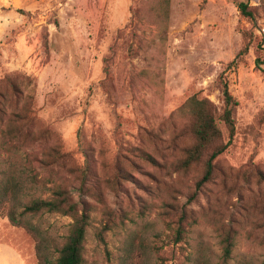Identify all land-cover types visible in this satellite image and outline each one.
<instances>
[{
    "label": "rangeland",
    "instance_id": "obj_1",
    "mask_svg": "<svg viewBox=\"0 0 264 264\" xmlns=\"http://www.w3.org/2000/svg\"><path fill=\"white\" fill-rule=\"evenodd\" d=\"M241 3L254 8V19L241 15ZM258 56L264 0H0V204L9 178L18 183V215L67 189L91 218L86 264H121L130 241L149 244L144 264H196L200 254L224 264L229 232L226 264H263ZM221 76L236 100V132L212 180L198 187L201 165L175 167L193 141L182 106L196 95L220 111ZM55 148L68 156L52 163ZM23 220L36 233L0 215V248L39 264L40 243L54 264L73 220L46 212ZM179 224L183 241L162 247ZM109 225L104 245L98 233Z\"/></svg>",
    "mask_w": 264,
    "mask_h": 264
},
{
    "label": "trees",
    "instance_id": "obj_2",
    "mask_svg": "<svg viewBox=\"0 0 264 264\" xmlns=\"http://www.w3.org/2000/svg\"><path fill=\"white\" fill-rule=\"evenodd\" d=\"M240 13L243 17L254 19V8H251L246 3L239 5ZM245 38L247 34H244ZM250 42L244 44L237 58L248 53ZM235 61V60H234ZM234 63V62H232ZM256 66L264 72V58L258 56ZM219 87L223 97V106L221 110L207 98L192 96L182 106L190 117L189 131L192 136V143L186 146L183 150V155L175 164L178 170H190L197 165L202 166V178L198 182V187L210 182L215 172L216 160L222 156L229 148L236 132L234 119V108L236 100L232 95L228 80L225 77L219 79ZM17 116V115H16ZM223 123L229 136L227 143L223 140V131L219 125ZM50 154V162L54 163L66 158V152H62L60 148L53 149ZM141 157L147 161H154V158L142 151ZM86 172L83 171V173ZM120 173H116V177ZM18 183L12 179H7L3 187V199L0 204V215L8 217L12 225L23 227L30 233H36V229L23 220L28 215H36L39 213H54L62 216L70 217L73 220L70 234L67 237L65 244L58 251L59 256L54 264H86V239L87 230L90 225V215L79 209L78 202L74 200L70 192L65 188H57L53 191L49 199H35L25 205L20 214H17L16 206L13 203L15 192L17 191ZM112 227L105 226L98 233V239L106 245L104 233L108 232ZM184 228L181 224L174 228L172 235H167L160 240L162 247L170 245H178L184 239ZM233 239L229 232L224 239V264L230 259L233 249ZM149 248V244H136L130 241L127 244L125 253L122 257L121 264H144L141 262L142 252ZM142 249L143 251H139ZM37 257L39 264H51V260L43 252L42 246L37 244ZM163 261L165 257H161ZM196 264H209L207 258L200 254L196 259ZM264 264V263H263Z\"/></svg>",
    "mask_w": 264,
    "mask_h": 264
},
{
    "label": "crops",
    "instance_id": "obj_3",
    "mask_svg": "<svg viewBox=\"0 0 264 264\" xmlns=\"http://www.w3.org/2000/svg\"><path fill=\"white\" fill-rule=\"evenodd\" d=\"M2 257L10 258L9 264H25L20 254L12 248H0V264H4Z\"/></svg>",
    "mask_w": 264,
    "mask_h": 264
}]
</instances>
